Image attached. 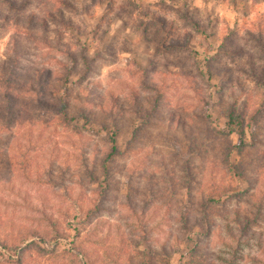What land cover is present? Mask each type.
Here are the masks:
<instances>
[{"label": "rangeland", "instance_id": "1", "mask_svg": "<svg viewBox=\"0 0 264 264\" xmlns=\"http://www.w3.org/2000/svg\"><path fill=\"white\" fill-rule=\"evenodd\" d=\"M6 43L0 264H264V0H0Z\"/></svg>", "mask_w": 264, "mask_h": 264}, {"label": "trees", "instance_id": "2", "mask_svg": "<svg viewBox=\"0 0 264 264\" xmlns=\"http://www.w3.org/2000/svg\"><path fill=\"white\" fill-rule=\"evenodd\" d=\"M259 52L264 55V48H263L262 44H261V47L259 48ZM82 58L84 60L85 57H82ZM263 60H264V57H263ZM263 91H264V87H263ZM256 105L258 106L257 107L258 110L254 111V113L257 112V116H259L258 114L261 111L260 107L264 106V92L262 93V96L260 97V99L258 100ZM60 113L62 114L61 116L63 117V120H65L66 122H69L65 111L60 109ZM245 116H246L245 113H240V112H238V113L236 112L235 113L231 109H229L227 111V113H225V117L228 119L227 124L229 126H234V128H235L234 133H235V135L237 137L238 143L234 146V148H237V149H240V147L243 146V139H244V136H245V128L243 126V123L245 121ZM80 118L82 120H87L88 116L87 115H81ZM113 137H114V135L111 136V138H113ZM111 141H112V145H111V148H110V154L109 155L113 154L116 151V146H115L114 139H112ZM232 148L233 147L229 146L228 150H231ZM240 219H241V221H238V224H237V227H236L237 235H233V237L237 241H239V243H241V242L243 243V242H245L246 239L251 237L250 235H251V233L253 231L249 228V222H250L249 219H247L245 217H241ZM205 224H206V221L204 220V225ZM30 234H31V236L33 238H36L37 240L43 242L44 244L46 243V239H45L46 235H45V233L32 231ZM232 256L236 257V254L233 253ZM226 262H227V264H232V262L230 260H226Z\"/></svg>", "mask_w": 264, "mask_h": 264}, {"label": "clouds", "instance_id": "3", "mask_svg": "<svg viewBox=\"0 0 264 264\" xmlns=\"http://www.w3.org/2000/svg\"><path fill=\"white\" fill-rule=\"evenodd\" d=\"M113 27H115V25H114ZM9 35H11V33H9ZM7 44H8V43H6V44L4 45V48H3V49H0V51H8ZM9 54H10V52H9ZM3 58H4V59H7L6 56L3 57ZM97 79H98L99 81H101V76L98 77ZM155 79L158 81L157 77H156ZM101 82H102V81H101ZM209 91H211V90H209ZM215 126H216V125L214 124L213 127H215ZM229 139L235 140V139H236L235 134H233L232 136H230Z\"/></svg>", "mask_w": 264, "mask_h": 264}]
</instances>
